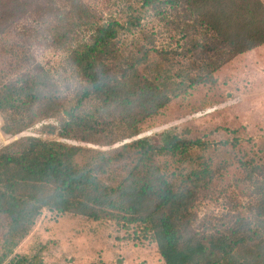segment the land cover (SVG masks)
<instances>
[{
	"label": "trees",
	"instance_id": "16d2710c",
	"mask_svg": "<svg viewBox=\"0 0 264 264\" xmlns=\"http://www.w3.org/2000/svg\"><path fill=\"white\" fill-rule=\"evenodd\" d=\"M119 5L100 20L86 0H0V49L10 55L55 45L82 84L67 98L49 70L21 55L24 69L0 81L4 132L59 116L63 136L82 130L89 141L104 133L109 143L121 141L151 128L173 99L217 83L216 71L235 56L264 44V0ZM151 15L181 29L189 44L183 56L124 46ZM188 51L204 61L195 74ZM212 147L171 129L105 151L33 135L0 147V264H51L43 258L46 244L16 252L44 210L109 219L124 239L155 243L165 264H264V160L237 158L256 180L253 214L228 228L198 227L199 192L233 162L215 161Z\"/></svg>",
	"mask_w": 264,
	"mask_h": 264
},
{
	"label": "rangeland",
	"instance_id": "374dc122",
	"mask_svg": "<svg viewBox=\"0 0 264 264\" xmlns=\"http://www.w3.org/2000/svg\"><path fill=\"white\" fill-rule=\"evenodd\" d=\"M86 1L98 9L100 20L121 9V0ZM180 31L175 25L151 15L135 35H127L122 43L130 50H134L135 45L172 50V55L178 58L189 49L188 39ZM21 55H31L35 62L49 70L64 96L72 98L77 94L81 79L66 60V52L55 45H35L10 55L0 49V81L24 69L19 63ZM184 57L190 65H195L190 71L194 74L204 63L193 51H188ZM215 76L217 83L198 85L173 99L162 114L153 119L151 128L121 141L109 143L107 133L89 141L82 130H76L71 137L63 136L59 133L62 123L59 116L35 121L22 132L105 151L171 129L218 147L209 150L215 161L231 157L233 162L201 189L196 212L200 229L228 228L234 225L236 218L250 217L258 199L255 178H249L237 158L264 160V44L235 56L222 65ZM215 106L218 108L205 112ZM3 125L5 121L0 112V146L13 142L21 133H6ZM237 136L241 144H229ZM123 235L124 231L109 219L95 221L82 215L44 210L16 252L32 253L34 247L42 243L46 244L43 258L51 264H165L155 243L126 240Z\"/></svg>",
	"mask_w": 264,
	"mask_h": 264
},
{
	"label": "water",
	"instance_id": "95a60500",
	"mask_svg": "<svg viewBox=\"0 0 264 264\" xmlns=\"http://www.w3.org/2000/svg\"><path fill=\"white\" fill-rule=\"evenodd\" d=\"M216 108H218V106L216 107H214V109H216ZM23 135H32V134H27V133H25V132H21L17 137H15V139L16 138H19V137H21V136H23ZM34 135V134H33ZM34 136H36V135H34ZM0 147H2V146H0Z\"/></svg>",
	"mask_w": 264,
	"mask_h": 264
},
{
	"label": "built area",
	"instance_id": "2783aa9c",
	"mask_svg": "<svg viewBox=\"0 0 264 264\" xmlns=\"http://www.w3.org/2000/svg\"><path fill=\"white\" fill-rule=\"evenodd\" d=\"M217 109V108H216ZM212 110H215L214 108H209V109H207V110H205V112H209V111H212ZM44 122V121H43ZM25 133H27V132H25ZM27 134H31V133H27ZM33 134V133H32ZM35 135V134H34ZM33 135V136H34Z\"/></svg>",
	"mask_w": 264,
	"mask_h": 264
},
{
	"label": "bare ground",
	"instance_id": "6f19581e",
	"mask_svg": "<svg viewBox=\"0 0 264 264\" xmlns=\"http://www.w3.org/2000/svg\"><path fill=\"white\" fill-rule=\"evenodd\" d=\"M36 134V133H35ZM37 136V135H36Z\"/></svg>",
	"mask_w": 264,
	"mask_h": 264
}]
</instances>
